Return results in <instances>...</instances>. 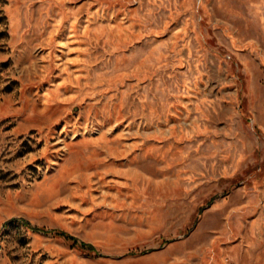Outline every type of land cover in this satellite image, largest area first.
<instances>
[{"label":"rangeland","instance_id":"rangeland-1","mask_svg":"<svg viewBox=\"0 0 264 264\" xmlns=\"http://www.w3.org/2000/svg\"><path fill=\"white\" fill-rule=\"evenodd\" d=\"M0 264H264V0H0Z\"/></svg>","mask_w":264,"mask_h":264},{"label":"trees","instance_id":"trees-1","mask_svg":"<svg viewBox=\"0 0 264 264\" xmlns=\"http://www.w3.org/2000/svg\"><path fill=\"white\" fill-rule=\"evenodd\" d=\"M15 219L20 220V221H22L25 224H28L34 230L43 231L45 233H51V234H53L55 236L63 237L72 246L77 247V248H79V249H81L83 251H86L88 253H95V254L99 253V249L97 248L96 245H94L91 242L80 240L76 235H74L72 233H69V232H67L65 230H62V229H50V228H47L45 226H34V225H31V223L28 220L24 219V218H15ZM142 252H145V250L142 251Z\"/></svg>","mask_w":264,"mask_h":264}]
</instances>
